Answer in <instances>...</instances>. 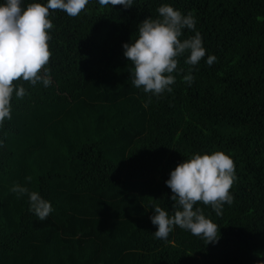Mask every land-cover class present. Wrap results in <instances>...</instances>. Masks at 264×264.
<instances>
[{"label":"trees","instance_id":"1","mask_svg":"<svg viewBox=\"0 0 264 264\" xmlns=\"http://www.w3.org/2000/svg\"><path fill=\"white\" fill-rule=\"evenodd\" d=\"M162 4L194 15L206 56L196 66L179 57L173 91L157 97L132 85L123 45ZM49 11L52 83L14 82L27 94L13 93L0 126V264H262L264 0H133L128 9L89 0L77 17ZM216 151L234 161V200L220 216L195 207L220 228L218 243L178 226L156 239L153 207L174 211L171 171ZM16 184L51 203L46 219L10 191Z\"/></svg>","mask_w":264,"mask_h":264},{"label":"clouds","instance_id":"2","mask_svg":"<svg viewBox=\"0 0 264 264\" xmlns=\"http://www.w3.org/2000/svg\"><path fill=\"white\" fill-rule=\"evenodd\" d=\"M98 2L102 7L122 5L125 9L133 5V0ZM88 3L89 0H47V4L30 3L26 8L22 6V0H4L0 4V126L12 118L13 93L18 99L27 94L22 83L14 82L22 79L31 86L42 83L45 87L52 83L47 65L52 57L49 31L54 25L49 19V10H62L70 17H77ZM156 11L157 18L150 17L140 23L137 38L132 43H125L123 48L124 56L133 65L130 70L132 85L159 97L166 91H173L171 85L176 82L173 73L178 71V58L187 54L184 62L196 66L206 56V49L201 33L195 31L197 21L191 12L185 15L169 4H162ZM185 29L195 31V35L181 39ZM215 61V56H209L206 62L211 66ZM191 73L192 68H189L183 77L189 85L194 81ZM235 179L234 161L222 151L197 153L178 164L166 181L173 193L171 200L175 202L173 213L170 215L159 205L153 207L155 214L151 222L158 227L155 238L167 240L178 226L203 238L207 244L218 243L220 228L205 216L202 208L195 206L202 202L218 216L222 215L223 206L231 205L234 200L230 189ZM26 180L30 182L31 177ZM10 191L27 195L30 211L40 220L46 219L53 211L51 203L37 191L19 184Z\"/></svg>","mask_w":264,"mask_h":264}]
</instances>
